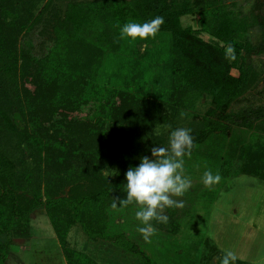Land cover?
Returning a JSON list of instances; mask_svg holds the SVG:
<instances>
[{"label":"rangeland","instance_id":"rangeland-1","mask_svg":"<svg viewBox=\"0 0 264 264\" xmlns=\"http://www.w3.org/2000/svg\"><path fill=\"white\" fill-rule=\"evenodd\" d=\"M76 1L80 0H37L31 14L32 18L40 17L39 22L30 25L19 20L26 25L14 23L0 33V58L8 71L6 77L13 78L25 108V115L16 108L0 113V152L15 162L13 183L20 196L18 213L11 211L9 201L0 203V240L7 248L3 264H144L140 254L128 250L122 239H117L119 234L133 240L154 264H221L225 250L236 254V264H264V177L234 175L232 171L240 170L242 158H229L231 152L227 154L224 146L209 161L200 156L184 158L183 175L192 186L183 196L173 197L184 202L183 207H177L180 217L171 218V207H165L162 215L168 217L167 222L151 221L155 231L147 239L138 231L144 225L135 218L140 207L136 204L117 203L113 207L115 199L113 203L90 206L101 218L104 216L109 237L88 235L63 207L36 205L48 197L88 194L124 184L127 170L119 168L123 163L115 164L109 151V155L100 151L121 135L117 131L122 128L120 120L134 114L138 100L148 98L161 103L158 114L148 115V131L163 133L164 139L172 124L176 129L186 128L212 107L210 97L202 93L190 97L193 106L177 104L178 111L173 112L174 101L168 94L176 79L172 70L177 62L169 33L157 32L147 40L123 38L125 51L83 48L78 52L69 37L58 45L57 35L73 33L69 21L74 16L69 10ZM226 1L233 2L228 4L229 9L238 21L246 19L242 35L258 43L260 29L252 23L254 15L264 17V0ZM24 6L21 13L25 16L28 3ZM181 24L196 30L200 27L199 15L186 14ZM200 35L214 41L208 34ZM6 53L9 56L3 57ZM240 55L257 71L258 79L231 106L232 110L264 104V51ZM46 61L53 65L45 72L42 64ZM17 65L15 74L12 69ZM231 71L236 73L234 68ZM115 89L119 93L113 95ZM38 96L42 99L37 100ZM182 112L185 115L181 116ZM54 132L60 138L68 135L70 141L74 140L73 147L65 150L60 140H41L42 134ZM236 134L246 144L264 143V130L238 128ZM78 143L91 145L83 151L87 154L83 165L84 155L80 156L81 149H75ZM154 146L163 147L161 143ZM61 151L72 153L77 169L66 184L58 185L55 194L48 192L53 182L49 169H53V154ZM92 151L103 159L91 161ZM148 157L152 158L151 152ZM224 158L229 160V174L206 187L204 173L211 170L214 175H224L220 171ZM38 174L39 184L33 185ZM62 175L68 178L69 173ZM25 211L28 213H22Z\"/></svg>","mask_w":264,"mask_h":264},{"label":"trees","instance_id":"trees-1","mask_svg":"<svg viewBox=\"0 0 264 264\" xmlns=\"http://www.w3.org/2000/svg\"><path fill=\"white\" fill-rule=\"evenodd\" d=\"M36 1L0 0V33L3 27L14 23L26 25L25 23H18L19 20L28 22L30 25L39 22L40 17L34 16L32 18L31 14ZM26 3H28V8L25 10V17L21 12ZM232 3H228L226 0H80L74 2L69 10V13L74 16L69 21L73 33L71 36L65 33L57 35L58 45L62 44L63 39L69 37L68 39L75 43L78 52L83 48L95 51L115 48L125 51L124 48L126 47L127 50V45L122 40L123 38H120V28L123 24L129 21L142 23L155 16H163L165 23L160 26L158 32L171 35V50L177 62V65H173L172 70L176 79L169 90L170 101H174V106L177 104L184 107L193 106V96L205 93L210 97L212 104L210 109L200 117L190 121L186 126V129H191L193 145L188 150L190 155L185 157L200 156L209 161L211 157L213 159V157L218 156V151L224 146L227 154L231 152L228 154L229 158L236 155L242 158L240 170L232 171L235 173L234 175L247 174L260 178L264 177V143H257L256 146L246 144L241 141L242 137L239 139L236 130L238 128L264 130V104L245 105L236 110H232L231 106L258 79L257 71L253 66L247 64L245 56L241 57L240 54L241 52L246 55L259 54L264 51V17L253 16L252 24H258L261 33L260 41L253 44L242 35V29L246 26V19L238 21L233 10L229 9L228 4ZM186 14L199 15L200 27L198 29L195 30L191 26L181 24V17ZM201 33L208 34L214 41L202 38ZM230 48L232 52H229ZM8 50L11 49L8 48ZM232 55H235V59H231ZM7 56L9 53L3 57ZM47 61L42 64L45 72L53 65ZM14 63L17 64V61L15 60ZM14 67L15 69L13 68L12 71L16 74L18 65ZM233 68L236 73H232ZM7 74V68L3 66V58H0V113L16 108L21 115H25L20 92L15 88L13 78L6 77ZM112 93L113 95L118 94L119 89L113 90ZM40 96L37 100L42 99ZM123 100L124 96L121 100L122 103ZM173 110L174 113L178 111L176 106ZM132 111L134 114L126 116L121 119L122 121L120 120L122 128L117 129V131L121 135L114 139L115 143L100 151L102 154H107L109 151L115 164L123 163L119 166L122 170L137 165L140 157L148 156L155 144L161 143L167 149L171 130L176 129L175 124H172L166 139H164L163 133L155 134L153 131H148L151 125L148 115L158 114L161 111V103L159 102L148 98L140 99ZM132 115L134 118L131 117ZM42 137L46 140H60L61 144L66 147L65 150L74 145H71L74 140L71 138L72 141H70L68 135L60 138L59 133L54 132L51 135L42 134L41 140ZM26 143L30 142L27 141ZM38 143H41L40 140ZM86 144L79 145L78 143V148H75L76 150L84 149L79 151L80 156L81 154L84 155L82 165L87 155L83 151L85 152L87 146H91ZM96 147H98L97 143ZM96 153L92 151L91 161L103 159V156L98 157ZM228 165L229 160L224 158V162L220 164V171L224 175L220 177L229 174L227 173ZM52 166L53 169L49 170H51L53 182L52 185L48 186V192L57 194L58 185L66 184V181L73 176L77 168L72 153L67 151L55 152ZM65 173H69L68 178L62 175ZM15 174V162L0 152V203L5 200L9 201L11 211L18 213L20 196L17 193V186L13 183ZM40 174L37 175L39 178H35L36 181L33 180V185L34 183L39 184ZM125 196L123 184L101 188L88 194L77 193L76 195L57 198L48 197L44 202L37 201L36 205L42 204L49 209L63 207L67 209L68 217L79 222L88 235L109 237L103 221L104 216L101 218L93 209L94 207L90 206L113 203L115 199H122ZM179 212L177 207L171 206L168 215L171 218H179ZM117 237L118 240L122 239L128 250L140 254L144 264H154L153 260L138 248L133 240L124 234H119ZM6 253L7 248L0 240V264H3Z\"/></svg>","mask_w":264,"mask_h":264},{"label":"clouds","instance_id":"clouds-1","mask_svg":"<svg viewBox=\"0 0 264 264\" xmlns=\"http://www.w3.org/2000/svg\"><path fill=\"white\" fill-rule=\"evenodd\" d=\"M165 23L163 16H155L151 20L142 23L129 21L120 28L121 38L131 40H147L155 37L160 30V26ZM232 52V49H229ZM235 59V55L231 56ZM185 115L183 112L181 116ZM169 147H152V158L148 156L140 157L139 163L130 166L124 173V189L126 196L123 199L117 198L121 206L132 204L139 205L135 211V218L144 227H139L138 231L144 234L145 239L155 231L151 221L167 222L168 217L162 215L165 207H183L182 200H175L173 197L183 196L191 188V180L183 175L184 158L190 155L188 151L193 145L191 129L177 128L171 131L168 141ZM219 174H213L211 170L204 173L203 183L210 187L220 181ZM238 257L231 250H225L221 264H236Z\"/></svg>","mask_w":264,"mask_h":264}]
</instances>
